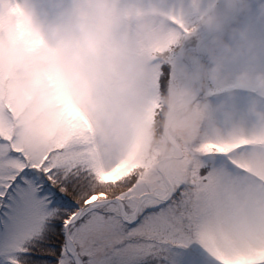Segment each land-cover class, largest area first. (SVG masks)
<instances>
[{
    "label": "clouds",
    "instance_id": "clouds-1",
    "mask_svg": "<svg viewBox=\"0 0 264 264\" xmlns=\"http://www.w3.org/2000/svg\"><path fill=\"white\" fill-rule=\"evenodd\" d=\"M225 4L221 12L217 0H0V131L38 159L71 124L85 126L102 167L135 162L179 174L193 202L206 145L247 142L253 167L264 168V41L230 23L252 13V0ZM255 16L264 22V0H256ZM201 29L212 34L206 59L184 62L177 49ZM240 60L244 67L232 72ZM165 64L172 73L162 91ZM241 90L251 99L237 119ZM216 96L223 98L213 104ZM237 208L231 222L202 221L208 245L225 260L244 254L250 231L244 204Z\"/></svg>",
    "mask_w": 264,
    "mask_h": 264
},
{
    "label": "snow or ice",
    "instance_id": "snow-or-ice-1",
    "mask_svg": "<svg viewBox=\"0 0 264 264\" xmlns=\"http://www.w3.org/2000/svg\"><path fill=\"white\" fill-rule=\"evenodd\" d=\"M252 147L206 145L193 202L179 174L102 167L85 126L71 124L38 159L0 131V264H264V168ZM239 203L250 231L244 254L225 260L202 221L231 222Z\"/></svg>",
    "mask_w": 264,
    "mask_h": 264
},
{
    "label": "rangeland",
    "instance_id": "rangeland-1",
    "mask_svg": "<svg viewBox=\"0 0 264 264\" xmlns=\"http://www.w3.org/2000/svg\"><path fill=\"white\" fill-rule=\"evenodd\" d=\"M205 3H207V0H205ZM217 7L218 10L221 12L226 11V4L225 0H217ZM252 13L249 15H242L238 17H234L230 22L232 23V26H250L252 29V36L257 41H264V22H260L256 16H255V10H256V0H252ZM212 34L207 32L206 30L201 29L196 36H192L185 40L180 48L177 49V52L183 53L182 59L184 62H190V60L194 57H199L201 60L206 59L203 48L204 46L211 40ZM200 48L202 49L200 51ZM203 55V56H202ZM245 61L240 60L230 66V70L232 72H239L244 67ZM167 66L169 68V79L170 75L172 73L171 66L165 64L162 67V73L164 67ZM260 67H264V64L258 65ZM169 84V80H168ZM222 96H216L211 98V102L213 104H217L222 99ZM251 99V94L247 92L246 90H241L237 93L236 96V109H237V119H239L241 116H244L247 111V107L249 104V101ZM251 121V118H249V122ZM217 123L219 126L225 128L227 130L228 124L224 121L223 117L218 113L217 114Z\"/></svg>",
    "mask_w": 264,
    "mask_h": 264
},
{
    "label": "trees",
    "instance_id": "trees-1",
    "mask_svg": "<svg viewBox=\"0 0 264 264\" xmlns=\"http://www.w3.org/2000/svg\"><path fill=\"white\" fill-rule=\"evenodd\" d=\"M168 80H169V68L165 66L163 69V74L160 77V86L162 91L167 89Z\"/></svg>",
    "mask_w": 264,
    "mask_h": 264
},
{
    "label": "bare ground",
    "instance_id": "bare-ground-1",
    "mask_svg": "<svg viewBox=\"0 0 264 264\" xmlns=\"http://www.w3.org/2000/svg\"><path fill=\"white\" fill-rule=\"evenodd\" d=\"M202 49L200 48V51H201ZM203 56V55H202Z\"/></svg>",
    "mask_w": 264,
    "mask_h": 264
},
{
    "label": "water",
    "instance_id": "water-1",
    "mask_svg": "<svg viewBox=\"0 0 264 264\" xmlns=\"http://www.w3.org/2000/svg\"><path fill=\"white\" fill-rule=\"evenodd\" d=\"M230 23H231V25H232L233 22H230Z\"/></svg>",
    "mask_w": 264,
    "mask_h": 264
}]
</instances>
